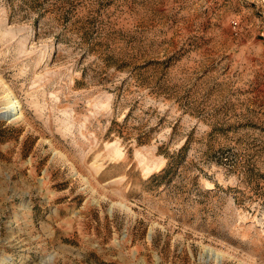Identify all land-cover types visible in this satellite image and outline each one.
Wrapping results in <instances>:
<instances>
[{
	"label": "rangeland",
	"instance_id": "1",
	"mask_svg": "<svg viewBox=\"0 0 264 264\" xmlns=\"http://www.w3.org/2000/svg\"><path fill=\"white\" fill-rule=\"evenodd\" d=\"M6 85L0 264H264V0H0Z\"/></svg>",
	"mask_w": 264,
	"mask_h": 264
},
{
	"label": "bare ground",
	"instance_id": "2",
	"mask_svg": "<svg viewBox=\"0 0 264 264\" xmlns=\"http://www.w3.org/2000/svg\"><path fill=\"white\" fill-rule=\"evenodd\" d=\"M6 86H7L5 87L6 96H7L6 102H5L6 107L2 112H0V114H5V116L11 117V119L17 118L20 116L22 104L16 98V95H14L11 88L8 85ZM14 114H18V115L12 116Z\"/></svg>",
	"mask_w": 264,
	"mask_h": 264
}]
</instances>
